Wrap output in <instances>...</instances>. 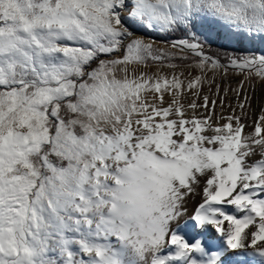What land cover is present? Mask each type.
<instances>
[{"label": "snow or ice", "instance_id": "obj_1", "mask_svg": "<svg viewBox=\"0 0 264 264\" xmlns=\"http://www.w3.org/2000/svg\"><path fill=\"white\" fill-rule=\"evenodd\" d=\"M253 77L264 0H0V264H264Z\"/></svg>", "mask_w": 264, "mask_h": 264}, {"label": "rangeland", "instance_id": "obj_2", "mask_svg": "<svg viewBox=\"0 0 264 264\" xmlns=\"http://www.w3.org/2000/svg\"><path fill=\"white\" fill-rule=\"evenodd\" d=\"M143 34V33H141ZM160 34H156V33H152L150 36H146V39H154L157 40L156 38H159ZM160 44L161 47L165 46V41H161L160 39L157 40ZM222 44V43H226L223 40H220L218 42H212V43H207L206 47L208 45L211 44ZM244 79V76L241 74H238V70L237 71H229L228 76L226 78H220L217 77V82L220 83L221 85V95H223V89L226 87H230L232 89L236 88L239 84L240 81H242ZM252 84H255V90L253 91V89L250 87L249 82L245 81V88L248 89L249 94L252 96V109L250 110V116H251V120L248 121L249 124L252 123V120H254L256 117H258V115L260 114V111L262 108H264V82H260L257 81L255 77L252 78L251 80ZM212 91H215V85L212 86ZM203 92L204 93H208V86L204 85L203 87ZM189 99H191V97H189ZM218 103H219V98L216 97ZM225 99V104L227 105L228 103H231L233 106H235L236 104V100H235V94L232 91H229V94L227 97L224 98ZM198 102H202V101H198ZM217 111L219 112V108H217ZM225 114H227L230 109H228L227 107H225L224 109ZM247 131H251V128L246 129ZM199 197H197L194 201L191 202V206L194 205V202L196 200H198Z\"/></svg>", "mask_w": 264, "mask_h": 264}, {"label": "trees", "instance_id": "obj_3", "mask_svg": "<svg viewBox=\"0 0 264 264\" xmlns=\"http://www.w3.org/2000/svg\"><path fill=\"white\" fill-rule=\"evenodd\" d=\"M161 35H164V34H160V36ZM181 38H184V35H183L182 32H179V31L174 33V34H172L171 36L167 37L168 40H178V39H181ZM156 39L159 40V38H156ZM206 51H207V53L209 55H212L213 53L219 52L220 55H221L222 62H226L225 59H224V53L230 51V49L229 48L220 47V44L214 43V44L208 45L206 47Z\"/></svg>", "mask_w": 264, "mask_h": 264}, {"label": "bare ground", "instance_id": "obj_4", "mask_svg": "<svg viewBox=\"0 0 264 264\" xmlns=\"http://www.w3.org/2000/svg\"><path fill=\"white\" fill-rule=\"evenodd\" d=\"M199 200H200V198H198V200H196V201L194 202V205L190 207V210H191V208L195 207V206L198 204Z\"/></svg>", "mask_w": 264, "mask_h": 264}]
</instances>
